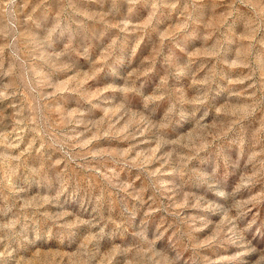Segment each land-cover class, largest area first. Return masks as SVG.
I'll return each mask as SVG.
<instances>
[{
	"label": "rangeland",
	"instance_id": "374dc122",
	"mask_svg": "<svg viewBox=\"0 0 264 264\" xmlns=\"http://www.w3.org/2000/svg\"><path fill=\"white\" fill-rule=\"evenodd\" d=\"M0 264H264V0H0Z\"/></svg>",
	"mask_w": 264,
	"mask_h": 264
},
{
	"label": "clouds",
	"instance_id": "9594fccd",
	"mask_svg": "<svg viewBox=\"0 0 264 264\" xmlns=\"http://www.w3.org/2000/svg\"><path fill=\"white\" fill-rule=\"evenodd\" d=\"M213 171H215V169H214ZM202 175H205V176H206L207 174H206V173H204V174H202ZM219 194H220L221 196H223V195H224V193H223V192H220Z\"/></svg>",
	"mask_w": 264,
	"mask_h": 264
}]
</instances>
